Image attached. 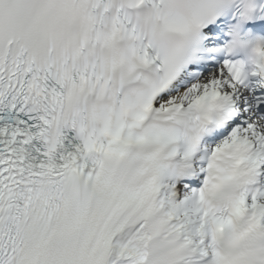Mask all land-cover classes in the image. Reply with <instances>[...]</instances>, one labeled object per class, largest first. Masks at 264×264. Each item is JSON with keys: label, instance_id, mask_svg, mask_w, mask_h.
<instances>
[{"label": "snow or ice", "instance_id": "6c2138e0", "mask_svg": "<svg viewBox=\"0 0 264 264\" xmlns=\"http://www.w3.org/2000/svg\"><path fill=\"white\" fill-rule=\"evenodd\" d=\"M0 264H264V0H0Z\"/></svg>", "mask_w": 264, "mask_h": 264}]
</instances>
